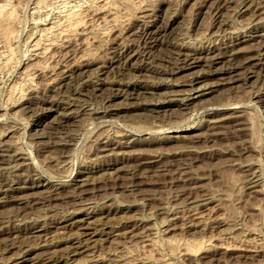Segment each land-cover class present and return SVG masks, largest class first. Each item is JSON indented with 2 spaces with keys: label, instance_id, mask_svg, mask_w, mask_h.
Wrapping results in <instances>:
<instances>
[{
  "label": "rangeland",
  "instance_id": "374dc122",
  "mask_svg": "<svg viewBox=\"0 0 264 264\" xmlns=\"http://www.w3.org/2000/svg\"><path fill=\"white\" fill-rule=\"evenodd\" d=\"M45 1L8 0L0 36V264H264V0H134L111 23ZM80 4L88 41L49 50Z\"/></svg>",
  "mask_w": 264,
  "mask_h": 264
},
{
  "label": "bare ground",
  "instance_id": "6f19581e",
  "mask_svg": "<svg viewBox=\"0 0 264 264\" xmlns=\"http://www.w3.org/2000/svg\"><path fill=\"white\" fill-rule=\"evenodd\" d=\"M40 1H45V0H40ZM89 1V0H88ZM132 1H134V0H90V2H91V4L89 5V7H87V9L90 11V10H92L94 13H95V15H97V13H99V12H102V11H105V10H107V19H106V21H114V22H116V17L118 16L117 15V11H114V12H112L111 10H116V8L118 7H120L119 5H123V4H128V3H131ZM46 2V1H45ZM44 2V3H45ZM83 2H86V1H83ZM254 2V1H253ZM87 3V2H86ZM257 3V2H256ZM205 4V3H204ZM64 5V4H63ZM88 5V4H87ZM80 7L82 8V6H81V4L80 5H71V6H65V9L63 10V14L62 15H60L55 21L53 20L52 22H51V24L50 25H46L45 27H43L42 28V31H43V33H42V31L40 32V33H42L41 35L43 36H46V34L48 33V35H49V33L51 34L50 35V38H49V36L47 37L48 38V40H47V43H45L46 44V46L48 47V46H50V45H53V44H55V42L57 43V41H59V40H61L62 42H65V43H70L71 42V39L73 38H75V37H78V36H83L84 38L81 40V41H88V39H89V30H87L86 29V27L85 26H88V25H86V24H84V23H86V21L84 20V19H86V18H84L83 17V15H82V13H81V11L82 10H80ZM84 7V6H83ZM123 7V6H122ZM121 7V8H122ZM128 8V7H127ZM145 9V8H144ZM84 10V9H83ZM86 10V9H85ZM62 11V10H61ZM60 11V12H61ZM91 11V12H92ZM47 13V12H46ZM85 13H87V12H85ZM84 13V14H85ZM94 13H92V14H94ZM14 14H15V6L14 5H12V4H10L9 2H8V0H4L2 3H0V36H1V39H2V37H5V38H3L4 40L6 39V37L8 36V34L10 35V34H12V32H10V27H11V23L14 21ZM40 14V13H39ZM88 14V13H87ZM91 14V15H92ZM16 15V14H15ZM91 15L89 16V14H88V16L89 17H91ZM84 16H86V15H84ZM92 16H94V15H92ZM17 17V16H16ZM15 17V18H16ZM97 17H99V16H97ZM103 17H104V15H103ZM109 17V18H108ZM40 18V17H39ZM46 18V17H45ZM48 18V17H47ZM46 18V19H47ZM105 18V17H104ZM37 19V18H36ZM88 19V18H87ZM98 19V18H97ZM13 20V21H12ZM43 20H45L44 19V17H43ZM156 20V19H155ZM152 21V20H151ZM39 22H41V24L43 23V21H42V19H41V21H39ZM221 22V21H220ZM50 23V22H49ZM48 23V24H49ZM99 23V22H98ZM111 23V22H110ZM118 23V22H117ZM255 23V22H254ZM14 24V23H13ZM156 25V24H155ZM98 26V25H97ZM153 26H154V24H153ZM142 27H144V26H142ZM151 27L152 26H150V25H146V27L145 28H141L140 27V29H142V31H141V35H142V40L146 43H148V42H155V40L157 39V38H155L156 36V34L160 31V30H163L162 29V26H156L155 27V29H151ZM166 28V27H165ZM11 31H13V30H11ZM36 31V30H35ZM137 31V30H136ZM139 31V30H138ZM133 33V32H132ZM140 33V32H139ZM233 33V32H232ZM137 34V33H136ZM252 35V34H251ZM97 36V35H96ZM138 36H139V34H138ZM161 36V35H160ZM167 36V35H166ZM248 36V35H247ZM28 37V36H27ZM8 38V37H7ZM39 38V37H38ZM38 38H37V40H38ZM43 38V37H42ZM41 38V39H42ZM90 38H92L91 36H90ZM162 38V37H161ZM164 38V37H163ZM172 38V37H171ZM175 38V37H174ZM173 38V39H174ZM234 38V37H233ZM248 38V37H247ZM12 39V38H11ZM238 39V38H237ZM8 40V39H7ZM7 40H5V41H7ZM75 40H79V39H75ZM255 40V39H254ZM0 41H2V40H0ZM39 41V40H38ZM37 41V42H38ZM43 41V40H42ZM80 41V40H79ZM158 41V40H157ZM163 41V40H162ZM232 41V40H231ZM243 41V40H242ZM262 41V40H261ZM264 41V40H263ZM36 42V43H37ZM44 42V41H43ZM62 42H61V44H62ZM78 42V41H77ZM234 42V41H233ZM245 42V41H244ZM257 42V41H256ZM260 42V41H259ZM34 44L33 45H35V42H33ZM39 43V42H38ZM80 43V42H79ZM82 43V42H81ZM83 43H85V42H83ZM120 43V42H119ZM232 43V42H231ZM237 43H239V42H237ZM5 44H6V42H5ZM4 44V45H5ZM72 44V43H71ZM121 44V43H120ZM125 44V43H124ZM255 44V43H254ZM39 45V44H38ZM40 45H41V43H40ZM232 45H233V43H232ZM235 45H237L236 43L234 44V46ZM253 45V44H252ZM43 46V45H42ZM46 46L44 45V47L46 48ZM5 47V46H4ZM7 47V46H6ZM10 47V46H9ZM37 47V46H36ZM35 46H33V48H36ZM39 47V46H38ZM37 47V48H38ZM51 47V46H50ZM53 47V46H52ZM11 48V47H10ZM42 48V47H41ZM44 48V49H45ZM76 48V47H75ZM130 48V47H129ZM144 48V47H143ZM188 48V47H187ZM229 48V47H228ZM235 48V47H234ZM238 48V47H237ZM236 48V49H237ZM240 48H242V46L240 47ZM252 48V47H251ZM250 48V49H251ZM6 49V48H5ZM9 49V48H8ZM7 49V51L9 52V50ZM47 49V48H46ZM48 49H49V47H48ZM133 49V48H132ZM138 49V48H137ZM137 49H135V51L132 53L131 52V54L129 55V56H127V57H129V59L131 60V58H133L134 56H138V55H136L137 54V52H136V50ZM141 49V48H140ZM179 49V48H178ZM199 49V48H198ZM205 49V48H204ZM216 49H218V48H216ZM249 49V48H248ZM248 49L246 48H242V49H240V50H242L241 51V54H246V53H248L249 51H248ZM12 50V49H11ZM11 50H10V52H11ZM43 51V48L42 49H40V51ZM50 50V49H49ZM128 50V49H127ZM227 50V49H226ZM41 51V52H42ZM46 50H44L43 52L44 53H46L45 52ZM130 51V49L128 50V52ZM178 51V50H177ZM219 51V50H218ZM221 51V50H220ZM227 51H230V50H227ZM236 51V50H235ZM237 51H238V49H237ZM237 51L235 52V54L237 53ZM251 51L253 52V54H256V55H260L261 53H262V57H256V58H252V57H255V55L254 56H252L251 58H249L250 60H257V61H259V62H257V63H264V61H262V59H263V54H264V42H262V43H258L254 48H253V50L251 49ZM263 51V52H262ZM9 52V53H10ZM39 51H37V53H38ZM40 52V53H41ZM136 52V53H135ZM180 53H182L181 51H179ZM178 52V53H179ZM211 52V51H210ZM223 52V51H222ZM234 52V51H233ZM240 52V51H239ZM67 53V52H66ZM121 53V52H120ZM125 53V52H124ZM140 53H141V51H140ZM197 53V52H196ZM230 53V52H229ZM8 54V53H7ZM11 54V53H10ZM39 54V53H38ZM37 54V55H38ZM43 54V53H42ZM185 54V53H184ZM188 54V53H187ZM186 54V55H187ZM217 54V53H216ZM223 54V53H222ZM5 55V54H4ZM50 55V54H49ZM177 55H180V54H177ZM218 55H219V52H218ZM39 56V55H38ZM41 56V55H40ZM43 56V55H42ZM125 56V55H124ZM188 56V55H187ZM212 56V55H211ZM215 55L213 54V56H212V58L214 57ZM221 56V55H220ZM227 56V55H226ZM225 56V57H226ZM234 56H236V55H230L229 56V61H231L232 62V60L234 59ZM50 57V56H49ZM73 57V56H72ZM81 57V56H80ZM179 57V56H178ZM216 57H219V56H216ZM216 57H214L213 59H215ZM242 57V56H241ZM9 59L10 58H12L11 56L10 57H8ZM52 58V57H51ZM78 58H79V56H78ZM126 58V57H125ZM191 58V57H190ZM211 58V57H210ZM220 58V57H219ZM237 58V57H236ZM235 58V59H236ZM245 58H247V57H245ZM47 59V58H46ZM70 59V58H69ZM81 59V58H80ZM127 59V58H126ZM178 59V58H177ZM182 59H184V58H182ZM186 59V58H185ZM184 59V60H185ZM189 59V58H188ZM201 58H199V57H197V58H193L190 62H187L185 65H186V67L187 68H190V67H192V65H194L195 63H197L199 60H200ZM226 59V60H227ZM234 59V60H235ZM249 59H247V61L249 60ZM48 60V59H47ZM180 60V59H179ZM187 60V59H186ZM185 60V61H186ZM212 60V59H211ZM243 60V59H242ZM36 61V60H35ZM82 61V60H81ZM81 61H79V62H81ZM117 61V60H116ZM129 61V60H128ZM183 61V60H182ZM237 61H240V60H237ZM246 60H245V62H247ZM262 61V62H261ZM5 62H7V61H5ZM34 62V61H33ZM46 62V61H45ZM66 62H68V61H66ZM77 63V58H76V60L74 59V62L73 63ZM78 62V63H79ZM111 62V61H110ZM176 62V61H175ZM181 61H179V63H180ZM8 63V62H7ZM76 63H75V65H76ZM78 63H77V65H78ZM230 62H228V64H229ZM240 63V62H239ZM255 63V62H254ZM254 63H253V65H254ZM40 64V63H39ZM48 64V63H47ZM67 64V63H66ZM241 64V63H240ZM242 64H243V62H242ZM5 65H6V63H5ZM64 65V64H63ZM69 65V64H68ZM72 65V64H71ZM182 65H183V63H182ZM252 65V64H251ZM251 65H250V67H248V68H253V66L251 67ZM29 66V65H28ZM226 66V65H225ZM225 66L224 67H222L223 69L225 68ZM241 65H239L238 63H230V65L229 66H227V68H225L224 70H222V71H217L218 72V74L220 73V74H225V73H230L231 74V72H234L235 73V71H237V68H239ZM244 66V65H243ZM246 66V65H245ZM255 66V65H254ZM78 67V66H77ZM76 67V68H77ZM180 67V66H179ZM65 68H67V65L65 66ZM75 68V67H74ZM79 68V67H78ZM78 68H77V70H78ZM176 68H178V67H176ZM185 67L183 66V69H184ZM246 68H247V66H246ZM248 68H247V71H245V72H249V71H251V70H253V69H249V71H248ZM258 68V67H257ZM69 69H70V67H69ZM240 69V68H239ZM255 69V68H254ZM260 69V68H259ZM261 69H262V66H261ZM260 69V70H261ZM37 70V69H36ZM38 70H41V68H38ZM43 70V69H42ZM61 70V69H60ZM64 70H66V69H63V71H61V73H63V72H65ZM218 70H219V68H218ZM263 70V69H262ZM70 72H71V70H70ZM77 72H79V71H77ZM216 72V71H215ZM214 72V73H215ZM241 72V71H240ZM243 72H244V70H243ZM242 72V74H244ZM60 73V74H61ZM234 73H232V74H234ZM237 73H239V72H237ZM255 73V72H254ZM29 74V73H28ZM66 74V73H65ZM81 74H82V72H81ZM80 74V75H81ZM239 74H241V73H239ZM239 74H237V75H239ZM246 74V73H245ZM250 74H252V73H250ZM257 74V73H256ZM27 75V74H26ZM67 75H68V73H67ZM71 75V74H70ZM69 75V76H70ZM234 76V75H233ZM26 77V80L25 81H27L28 80V83L31 81V79L29 78L30 76L28 75V78H27V76H25ZM60 77V76H59ZM62 77H64V76H62ZM61 77V78H62ZM248 77H249V75H248ZM81 78V77H80ZM79 78V79H80ZM219 78V77H218ZM226 78V77H225ZM243 78V76L241 77V79ZM60 79V78H59ZM64 79V78H63ZM191 79V78H190ZM196 79L197 78H194V79H192L191 80V82L193 83V82H195L196 81ZM222 79V78H221ZM231 79V78H230ZM229 79V80H230ZM234 78H232V80H233ZM239 79H240V77H239ZM239 79H237V80H239ZM53 80V79H52ZM84 80V79H83ZM219 80H220V78H219ZM234 80H236V79H234ZM236 80V81H237ZM225 81V80H224ZM229 82V81H228ZM227 82V83H228ZM27 82H26V84H28ZM30 83H32V82H30ZM29 83V84H30ZM187 83V82H186ZM225 83H226V81H225ZM245 83V82H244ZM24 84V83H23ZM51 84V83H50ZM191 84V83H190ZM219 84H221V82L219 83ZM22 85V84H21ZM25 85V84H24ZM31 85L32 84H30L29 86L31 87ZM34 85V84H33ZM188 85V84H187ZM64 86V85H63ZM33 87V86H32ZM32 87H31V89H32ZM11 89V88H10ZM21 89V88H20ZM30 89V88H29ZM15 90V89H14ZM192 90V89H191ZM131 92V91H130ZM209 93V92H208ZM21 94V93H20ZM116 94V93H115ZM114 94V95H115ZM131 94V93H130ZM128 95V94H127ZM111 96H112V94H111ZM11 98V97H10ZM73 98V97H72ZM204 97H203V94H199V95H196V96H193V98H191L190 100H188V102H185L184 104L186 105V106H188L189 107V103H190V105H191V102H193V101H197V100H202ZM67 99V98H66ZM108 99V98H107ZM46 100V99H45ZM187 100V99H186ZM20 101V100H19ZM143 103V102H142ZM187 107V108H188ZM104 109V108H103ZM73 111V110H72ZM68 112V111H67ZM70 113V112H69ZM65 114V113H64ZM63 114V115H64ZM67 114V113H66ZM77 114V113H76ZM240 129V128H239ZM215 132V131H214ZM215 134V133H214ZM107 148V147H106ZM20 167V166H19ZM91 176V175H90ZM189 179V178H188ZM81 185V184H80ZM82 192V191H81ZM71 197V196H70ZM204 198V197H203ZM205 199V198H204ZM202 200V199H201ZM208 202V201H207ZM202 205V204H200V203H197V205ZM205 204V203H204ZM195 205V204H194ZM195 207H197V206H195ZM83 209V208H82ZM195 211V210H194ZM197 211V210H196ZM200 212H194V214H196L195 215V218H197L198 217V214H199ZM192 214V213H191ZM168 220V219H167ZM64 227V226H63ZM93 227V226H92ZM146 230V229H145ZM91 233V232H90ZM89 233V234H90ZM85 234V233H84ZM83 234V235H84ZM82 235V234H81ZM87 235V234H86ZM91 235V234H90ZM78 236V235H77ZM151 237V236H150ZM73 238V237H72ZM202 239V238H201ZM183 240V239H182ZM195 240V239H194ZM193 240V241H194ZM199 240V239H198ZM208 240V239H207ZM80 241H82V240H80ZM84 241H86V240H84ZM84 241H82V243L84 242ZM185 242V241H184ZM187 242V241H186ZM202 242H203V240H202ZM201 241H199V242H196L195 244H193V245H191V244H189V243H184V246L182 247V248H184L185 247V245H186V251H183V252H186L185 254H187V253H189V251H197V250H199L200 248H203L204 246H203V243H202ZM208 242V241H207ZM77 243V242H76ZM204 243L207 245V243L204 241ZM212 243V242H211ZM79 244V243H78ZM175 244V243H174ZM209 244V243H208ZM176 245V244H175ZM178 245V244H177ZM180 245V244H179ZM206 245H205V247H206ZM211 245V244H210ZM37 246V245H36ZM36 246H35V248H36ZM79 246L81 247V245L79 244ZM79 246L77 247V246H75V247H77V248H79ZM203 246V247H202ZM29 247V246H28ZM31 247H33V245L31 246ZM74 247V246H73ZM197 247V248H196ZM72 248V247H71ZM76 248V249H77ZM173 248V247H172ZM178 248V247H177ZM199 248V249H198ZM29 249V248H28ZM34 249V248H33ZM179 249V248H178ZM174 250V249H173ZM205 250V249H204ZM181 251V250H180ZM71 252H72V250H71ZM73 252H74V249H73ZM75 253V252H74ZM77 253H79V252H77ZM181 254V253H180ZM20 256V255H19ZM19 256H16V257H18L19 258ZM26 256V255H25ZM190 256V255H189ZM24 257V256H23ZM98 258V257H97ZM14 259V258H13ZM46 259V258H45ZM16 260V259H15ZM22 260V259H21ZM23 260H24V258H23ZM50 260V259H49ZM51 260H53V259H51ZM20 261V260H19ZM9 262H11V261H9ZM15 262V261H14ZM30 262V261H29ZM46 262V261H45ZM33 263V262H32ZM13 264V263H12Z\"/></svg>",
  "mask_w": 264,
  "mask_h": 264
}]
</instances>
